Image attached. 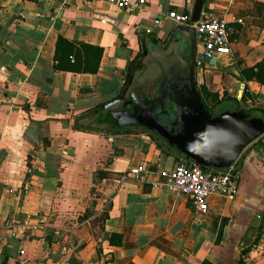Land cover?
<instances>
[{
    "label": "crops",
    "instance_id": "crops-1",
    "mask_svg": "<svg viewBox=\"0 0 264 264\" xmlns=\"http://www.w3.org/2000/svg\"><path fill=\"white\" fill-rule=\"evenodd\" d=\"M195 1L149 0L132 12L105 0H0V264H264V135L238 159V197L214 196L198 218L156 174L177 160L150 136L74 128L122 94L131 61L145 65L139 79L158 68L145 43L164 41L170 12ZM203 13L240 32L197 80L238 99L246 90L240 108H264V85L239 79L264 58V0H206ZM59 35L103 47L99 72L55 71ZM141 165L147 175H129Z\"/></svg>",
    "mask_w": 264,
    "mask_h": 264
},
{
    "label": "water",
    "instance_id": "water-1",
    "mask_svg": "<svg viewBox=\"0 0 264 264\" xmlns=\"http://www.w3.org/2000/svg\"><path fill=\"white\" fill-rule=\"evenodd\" d=\"M206 0H196L190 15L201 19ZM194 29L176 24L164 41L150 40L145 52L161 69L158 80L144 84L133 68L120 97L104 108L119 127H145L171 148L206 168L229 169L243 151L264 135V118L245 114L240 107L219 114L206 110L197 90L196 61L216 65L200 49ZM156 85V93L151 88ZM122 107L118 108V105Z\"/></svg>",
    "mask_w": 264,
    "mask_h": 264
},
{
    "label": "built area",
    "instance_id": "built-area-1",
    "mask_svg": "<svg viewBox=\"0 0 264 264\" xmlns=\"http://www.w3.org/2000/svg\"><path fill=\"white\" fill-rule=\"evenodd\" d=\"M62 6L73 0H55ZM118 8L128 11L144 9L149 0H105ZM169 17L176 24H183L194 29L196 38L202 44L201 53L208 57L227 55L231 53L234 36L240 32V25L217 18L211 13H203L197 22H192L190 15L170 12ZM156 24L161 20L156 19ZM239 24L242 21H238ZM151 33L150 29L146 30ZM202 59H197L195 71L203 72L206 66ZM149 173V166L141 165L131 168L129 175L141 179ZM156 174L167 179V187L176 198H186L193 213L202 218L210 212V201L214 196L224 197L228 201L235 200L240 191L239 167L236 161L229 169L206 168L198 162L180 157L173 168L156 167Z\"/></svg>",
    "mask_w": 264,
    "mask_h": 264
},
{
    "label": "trees",
    "instance_id": "trees-1",
    "mask_svg": "<svg viewBox=\"0 0 264 264\" xmlns=\"http://www.w3.org/2000/svg\"><path fill=\"white\" fill-rule=\"evenodd\" d=\"M256 23H259L257 20ZM238 34L234 36V39L237 38ZM104 49L99 45H94L84 41L71 40L62 35H59L56 41V50L54 56V69L55 71H68L75 73H91L96 74L99 72L101 60L103 57ZM145 65L142 60L134 59L129 63L126 84L129 81L130 75L133 68H137L138 71L144 69ZM227 70V68H225ZM160 76L156 77L155 80H158ZM239 79L250 82H258L261 85H264V58L256 63L254 66L246 67L241 70V76ZM197 90L201 97V100L206 108L211 113L215 115L219 114L222 110L228 109L229 106H238L245 101L246 90L242 95L241 99H238L234 95H230L228 92H219V91H210L204 83H199L196 79ZM156 88V85H154ZM119 94L116 98L120 97ZM107 102L99 104L98 111L95 113L96 119L95 122L99 124H104V127L92 128L90 125L78 126L77 123L74 125V128L85 131H99L104 133H144L150 136L151 140L158 146L159 149L166 152L169 155H176V160L180 157L185 156L178 152L177 150L171 148L166 142L160 139L154 132L145 128V127H119L116 123L110 118L109 110L104 107L107 105ZM245 114L260 115L264 117V108L252 107L248 109L241 108ZM87 119L88 115L81 116L78 120ZM98 176L104 178V174L99 171ZM107 218V216L105 217ZM226 219L223 218L220 230L218 233V242L221 240L224 224ZM110 244L112 246H122L123 236L119 233H113ZM246 254V251L244 252ZM202 264H215L211 259L206 258ZM238 264H246L244 257H242Z\"/></svg>",
    "mask_w": 264,
    "mask_h": 264
},
{
    "label": "rangeland",
    "instance_id": "rangeland-1",
    "mask_svg": "<svg viewBox=\"0 0 264 264\" xmlns=\"http://www.w3.org/2000/svg\"><path fill=\"white\" fill-rule=\"evenodd\" d=\"M200 48H202V45L200 46V44H199V49ZM154 66L157 67V64H155ZM156 76H158V77L161 76V69H160L159 66H158V68L150 67V70H148L146 72V74L143 75V77H141L139 79V77L137 76L136 79L140 80L144 84L151 83V85H152L153 83H155L154 81H155ZM197 81L200 82L199 80H197ZM154 85L151 88L152 93H153V90H154L153 89L154 88ZM231 107L232 106H229L228 108H231ZM91 125H92V128H98V127H104L105 126L104 124H99V123H97L95 121L92 122Z\"/></svg>",
    "mask_w": 264,
    "mask_h": 264
},
{
    "label": "flooded vegetation",
    "instance_id": "flooded-vegetation-1",
    "mask_svg": "<svg viewBox=\"0 0 264 264\" xmlns=\"http://www.w3.org/2000/svg\"><path fill=\"white\" fill-rule=\"evenodd\" d=\"M200 51H201V48H200ZM195 73H196V76H197V72L196 71H195ZM196 79H197V77H196ZM156 88H157V86H156ZM156 88H153L154 89L153 93H156ZM120 107H122V104L118 105V108H120Z\"/></svg>",
    "mask_w": 264,
    "mask_h": 264
}]
</instances>
